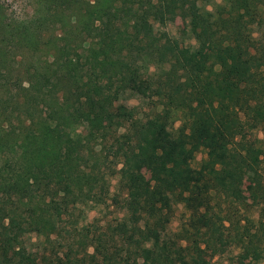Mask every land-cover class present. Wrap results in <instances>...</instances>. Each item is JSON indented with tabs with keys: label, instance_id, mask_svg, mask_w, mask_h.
Returning <instances> with one entry per match:
<instances>
[{
	"label": "trees",
	"instance_id": "16d2710c",
	"mask_svg": "<svg viewBox=\"0 0 264 264\" xmlns=\"http://www.w3.org/2000/svg\"><path fill=\"white\" fill-rule=\"evenodd\" d=\"M174 15L195 47L163 31ZM260 132L264 0H36L25 20L0 3V264H215L229 244L249 264L252 220L218 200L264 214L259 175L243 190ZM108 201L121 216L86 222Z\"/></svg>",
	"mask_w": 264,
	"mask_h": 264
},
{
	"label": "rangeland",
	"instance_id": "374dc122",
	"mask_svg": "<svg viewBox=\"0 0 264 264\" xmlns=\"http://www.w3.org/2000/svg\"><path fill=\"white\" fill-rule=\"evenodd\" d=\"M36 0H0V3L3 5L7 16L16 19V20H25L29 19L34 10ZM215 3H219V0H215ZM209 8V7H208ZM163 31L166 33V35L171 38L172 40L177 41V43L180 46H186V47H195L197 45V42L194 37H191L190 34L187 32V21L184 17L174 15L171 16L167 26L163 28ZM202 42V41H201ZM129 106H136L137 112H139L140 116H149L152 114L154 108L152 104L147 101L146 99L142 98H132L129 101ZM177 124H175V127ZM258 138L263 141V147H264V135L263 132H260L258 134ZM204 157L203 153H199L196 156V159L192 163V167L197 168L201 159ZM261 169L258 171H250L245 170V182L243 186V190L245 191L247 186L249 185V179L253 178V176L258 178L256 174L259 175V178L263 181L264 184V152L262 155V163H261ZM118 181V177L115 176L111 179V187L110 191L113 193L116 190V184ZM218 202L221 205L220 213L221 217L228 216L230 219L235 222L236 220H241L242 225H246V222L244 221L246 218L251 219L252 221V229L255 234L257 235L258 240V249H256L252 254L247 256L245 262L249 264H264V214L262 213L261 208H257L254 206L252 201L248 198L247 192H243V196L241 198V204H237L236 206H231V204H228L226 202H223V200H218ZM110 201L107 202L104 206H99L96 209L90 210L86 212V222H97L99 225H104L105 222L110 221L114 218H117L121 216L122 211L120 206L114 207L110 205ZM229 207V208H228ZM229 209V213L227 215V211ZM217 211L219 209L216 208ZM185 210L182 208V206H177L175 209L174 216L171 220V223L169 225V231L170 232H176L179 224L182 222V220L186 216ZM259 219V220H258ZM226 226H228V223H226ZM76 228L65 226L64 227V235L69 236L75 232ZM228 229H224L223 233L225 236H227ZM238 253V249L233 245L229 244L224 249L223 252L216 253L215 256L212 259V262L215 264H234L235 255Z\"/></svg>",
	"mask_w": 264,
	"mask_h": 264
}]
</instances>
